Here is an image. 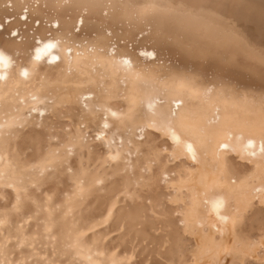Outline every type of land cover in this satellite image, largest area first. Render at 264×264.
Segmentation results:
<instances>
[{
	"label": "bare ground",
	"instance_id": "1",
	"mask_svg": "<svg viewBox=\"0 0 264 264\" xmlns=\"http://www.w3.org/2000/svg\"><path fill=\"white\" fill-rule=\"evenodd\" d=\"M168 1L170 2L169 5L176 6L181 0ZM23 2L33 6L30 7L26 20L21 18L23 15L22 0H0V24L4 25L3 28H0V49H3L14 61L18 60L17 64L15 63L13 67L7 70L8 79L2 89V92L7 95L0 99V104L7 107L10 103L18 100V97L15 96L17 86L21 94L24 95L28 92H35L41 97L51 94L49 99L54 96L58 105L55 110L56 116L46 115L43 125L54 123L60 113L69 114L75 117L76 120H79L81 114H83L85 128L76 127V121H65L62 125L67 124L69 126L72 124V134L87 133V144L78 143L77 149L88 147L91 142L95 145L103 144L107 148L108 142L114 141L112 149L115 151L119 147L121 133L126 137L127 132L124 129V125L119 121H116L115 125H113L115 118L110 116H108L109 127L115 129L116 135L111 133L112 131L108 133V129L105 131L103 117L106 114L103 105H112L120 108L122 112L127 114L125 123L139 124L141 121L150 122L153 117L147 113L145 101L147 96L151 94V86L140 85L132 73L126 72L122 68L117 70L109 63L112 59L111 56H98L96 52L93 53L88 50L90 45H96L100 36L104 35L103 31L99 29V25L93 23L91 17L84 25V30L88 34L86 36L90 39V43L84 49H79L82 55L76 56L75 52L73 53V64L71 63V66L75 67L76 71L69 73L67 60L57 62L56 66L50 67L48 59L43 58L37 62L40 65L39 71L28 79H24L20 76L19 69L22 64L31 67L30 57L34 55L32 49L36 46L35 38L51 36L67 43L66 31L72 21L66 18V13L45 10L43 8L44 0H39V9L35 8L36 0H23ZM161 2L162 0H154L150 1L148 5H164ZM217 2L220 7L218 11L215 10L214 21L218 23L220 29L219 41L227 52L226 56H239L240 59H244L241 41L259 48L262 40H264V18L261 16V0H218ZM111 3L119 5V0H111ZM178 11L175 8L171 12L158 9L157 12L160 17L158 22L170 26L184 37L185 43L196 47L200 44L199 39H201L202 33L199 21L202 20L203 14L205 17L208 15L207 9L187 16H182ZM209 13H212V11ZM37 19L40 20L39 24L36 23ZM56 19H59L61 27L56 26ZM11 31H17L18 35L11 37ZM93 33L96 34L94 35ZM112 38V43L116 45L117 49V59L127 55L138 69L143 70L146 66L151 67L150 71L144 73L145 76L158 80L162 75L170 76L171 73H182V71L169 66L168 63L164 65L171 68V73L161 71L158 65H151V57L142 55L143 51H152L158 45L151 35L140 36L139 33H134L125 27L123 32L116 29V35ZM142 44L144 46L141 50ZM172 52L173 54L164 55L165 59L169 62L168 58L170 57V61L182 63L177 60L178 56L184 57L181 50L173 49ZM54 54L57 53L54 52ZM41 55L44 56V53L42 52ZM206 61L208 60L206 59ZM208 65L213 66L216 71L205 73L206 80L203 83L204 85L201 87L199 82H197L195 85L196 92L181 88L178 81L173 82L171 80H167L166 84H158V87L164 88L167 86L169 95H179L184 100V107L181 109L182 113H187L191 110L197 115L203 113L210 120H214L213 105H217L220 108L221 117L231 118L230 120H223L222 123H231L233 127H237L246 118V110L251 103L250 99L244 95L246 89L242 86H231L228 88L220 86L212 91L210 100L207 99L201 94L202 90L206 88V84L218 85L231 77V73L228 71L229 65L225 62L216 63L215 65L209 62ZM45 72L48 73L49 78L42 80L41 76ZM81 84L83 88L77 87V85ZM84 89H89L93 92L94 98L89 97L85 100L84 97L87 96V92ZM222 89H227L223 96L220 95ZM117 97L123 98L117 99ZM162 98L165 100L164 107L166 108L167 97ZM86 103L89 105L88 110L84 108ZM155 119H159V117L157 116ZM38 123H40V119L37 114H33L32 117L28 118L22 137L25 138L34 134L37 131L36 125ZM210 127H214V125H210ZM118 128L119 131H117ZM88 130H90V133H88ZM97 134L101 135L99 142L96 140ZM145 134L147 138H162L163 145L168 147L169 151L173 152V150H176L178 155L183 156L180 161L174 159L179 175L171 181L178 184L175 198H187V206L180 211L178 217L175 215L170 216L166 224H159L147 218L144 219L147 210L138 204H126L127 207L120 209L114 207L112 212L113 217H116L114 225L125 224V235L134 238L130 249L123 246L122 240L113 239L111 237L112 229L108 226L105 228L101 227V221H80L78 226L81 228L87 226L95 228V231L89 234L88 241L95 242L98 249L105 252L101 259L105 261V264H111L113 260L117 261V264H246L247 260L243 262L237 260L244 257L243 254L250 246L248 239L254 233L252 229H249L248 224L253 214L252 211H249L250 207L252 206L253 208L255 204L253 202L249 203V201H252L253 195L256 194L247 189L249 185L259 183L261 170L257 169L256 164L239 162V165L249 172L246 171L242 175H234L232 173L231 165H233V161L242 159L238 154L242 150V145L238 141L232 140L231 143L236 150H233L232 147L228 150L234 153L220 150L218 154L217 140L224 139V135L216 137L195 135L192 138L195 140L197 148V157L199 159V163H197L190 156L181 153L171 138L166 137L163 131L146 127ZM164 136L166 139H164ZM115 138L118 139L116 140ZM147 138L143 142H138L141 148V155H134L130 160L135 174L140 178L141 184L151 187L153 185L152 172L154 168L153 163H149V161L156 163V159L151 157L149 152H146L145 144L147 143ZM155 149L157 150L158 148ZM97 150L102 154V158L99 159L100 164L107 163L113 166L116 169L115 172L121 176L126 177L128 175V171H124L126 165L124 158L119 161H108V151ZM13 156V162L19 168L20 159H17L16 155ZM222 157L227 158V167H224ZM145 166L150 167L151 171H141ZM219 173L221 174L220 176ZM251 173L259 175L254 180L248 182L245 180L242 182L243 184L238 183L247 179L248 176L252 175ZM100 180L104 181L100 187L105 189L109 186L108 184L106 185L104 177H101ZM233 180L235 183H233ZM113 188L114 184H111L108 192ZM221 197L225 200L226 206L219 209L218 215L211 202ZM206 205L210 207L208 212L205 209ZM229 207H232V209ZM238 207L241 209L239 212L236 211ZM245 207H247V210H245ZM86 211L94 216L98 209L94 203H91L87 206ZM28 215L32 216L30 221L27 220ZM48 215V213H38L27 209L19 214H11L14 223H18L22 219L25 221V231L29 234L37 231L38 227L43 232V221L48 218ZM221 215H227L230 219L223 221L220 219ZM53 216L57 220L58 227L65 230L71 228L72 217L71 219H61V215L55 212H53ZM202 222L208 225L206 224L207 226L203 227L201 226ZM138 224L141 226L137 227ZM221 228L224 229L222 233L220 231ZM9 231L15 234L14 227L9 229ZM153 232L156 233V236H154ZM104 237H108V239L105 240ZM142 241H147L146 246ZM24 251L27 254L28 249ZM44 251H49V249H44ZM16 258H19V250Z\"/></svg>",
	"mask_w": 264,
	"mask_h": 264
},
{
	"label": "snow or ice",
	"instance_id": "2",
	"mask_svg": "<svg viewBox=\"0 0 264 264\" xmlns=\"http://www.w3.org/2000/svg\"><path fill=\"white\" fill-rule=\"evenodd\" d=\"M30 7L33 6L24 3L22 0V19L26 20L28 18ZM35 8H40L39 0H36ZM43 8L66 13V18L72 21L66 31V37L70 42L64 43L61 39H54L51 36L47 38L36 37V46L32 49L34 55L30 57L31 67L22 64L19 69V74L24 79H28L39 71L40 65L37 62L43 58H47L49 66L54 67L57 62L64 60H67L69 65H71L74 52L76 56L82 55L79 49L83 45L89 44V40L86 35L82 36L81 33L90 17L93 19V23L99 25V29L108 37L115 36L116 29L123 32L125 27L134 33H139L140 36L151 35L158 43L159 48L158 50L143 51L142 55L144 56L156 60L159 59L162 53L170 54L173 49H180L191 65L182 73H171V68L164 65L163 60H159L158 67L160 70L169 72L171 75H162L158 80L153 79L144 75L146 71L151 70L150 66L140 70L127 55L117 59L116 45L111 43V41L109 42L107 55L112 57L109 63L117 70L122 68L124 71L132 73L140 85L151 86L152 91L146 98L145 107L147 113L151 114L153 119L150 122L141 121L139 124L125 123L127 114L122 112L120 108L112 105H103L106 114L103 117L104 127H109L108 116H110L115 118L113 125H115L116 121H119L124 125V129L127 132L126 137L121 133L120 144L115 151L112 149L114 141L108 142V161H119L124 158L126 162L124 171L131 170L134 174L135 170L132 167L130 158L134 155H141V148L138 142L146 140V127L163 131L166 137L171 138L181 153L190 156L197 163H199L197 148L192 137L195 135H211L212 137L224 135V139L217 140L218 154L220 150L227 151L230 147L236 150L231 141H238L242 145V150L238 153L241 158L248 164H256L257 169L261 170L260 187L257 188L255 184H251L247 190L259 193V195H253L252 201L260 200L261 206L264 208V40H262L259 48L241 41L244 59H240L239 56L223 57L224 62L229 65L228 71L231 73V78L237 80V84L234 87L242 86L246 89L244 95L251 101L242 124L233 127L231 123H222L223 120H230L231 118L221 117L219 106L213 105L214 120H210L203 113L197 115L191 110L187 113H182L181 109L184 107V100L179 95H169L167 86L164 88L158 87V84H166L167 80H171L173 82L178 81L181 88L196 92L195 85L200 79L197 72L216 71L211 65L196 66L193 63L194 61L206 58L204 51L185 43L182 35L178 34L170 26L158 22L160 18L157 12L158 9L171 12L174 8H183V5L136 6L131 4L113 5L111 0H44ZM149 16L152 19H149ZM261 16L264 18V0H261ZM36 23L39 24L40 20L37 19ZM55 24L57 27H61L59 19L55 20ZM3 27L4 25L0 24V28ZM93 34L95 35L96 33ZM17 35V31H11L10 33L11 37ZM88 50L93 53L97 51L95 45H90ZM100 51L104 52L105 49H100ZM42 52L44 56L41 55ZM54 52L57 54H54ZM14 65L15 61L13 58L3 49H0V82H3L0 83V99L7 95L2 92V89L8 79L7 70ZM68 71H72L70 66ZM48 78L47 72L41 76L42 80H47ZM89 83L91 82L89 81ZM77 87L83 88V85H77ZM84 91L87 92V96L84 97L85 100L89 97L94 98V93L89 89H84ZM212 91L211 87H206L201 94L210 100ZM226 91L227 89H222L220 95L223 96ZM49 95L51 94L41 97L35 92H28L24 95L21 94L17 86L15 96L18 97V100L10 103L7 107L0 104V190L10 189L15 193V203L11 205V208L0 209V264H105V261L101 259L105 252L98 249L95 242L88 241L89 234L94 232L95 228L92 226L79 227L80 221L74 215L75 209L72 207L71 201L74 197L83 199L84 182L80 179L74 181L76 188L74 192L64 193L67 198L65 203L54 206L62 212L61 219L69 215L73 217L70 229L65 230L58 227L57 220L53 216L51 203L53 197L47 193H45V210L49 215L43 221V232L38 227L37 231L29 234L25 231V221L23 219L18 223H14L12 220V213L19 214L22 211L23 193L28 192L29 186L37 189L40 187L31 176L17 171L12 155L15 154L16 158L20 159L26 156L28 152L39 148V160L30 162L28 170L37 171L41 177H45L47 174L48 180L56 184L62 178L59 171L60 168H64L69 175L73 174L74 170L69 158L75 154L78 143L87 144L88 142L87 133L72 134V124L67 128L62 126L64 121H76V127L85 128L83 114H81L79 120H76L75 117L69 114L60 113L56 121L49 125L51 130L46 131L47 140L45 142L38 144L33 140L30 142L31 146L26 144L22 150V133L26 129L28 118L32 117L33 114H37L40 123L36 127L40 128L43 127L46 115L56 116L57 101L54 96L49 99ZM162 97H167L166 108L164 107L165 100ZM121 98L123 97H117V99ZM84 108L88 110L89 105L86 103ZM157 116L159 119H155ZM210 125H214V127H210ZM57 126H60L59 132L57 131ZM117 131H119V128ZM61 133H67L68 135L62 136ZM100 139L101 135L97 134L96 140ZM13 141L16 143V148L9 152L8 148H11ZM104 148L103 144L88 145V151L97 149L103 151ZM83 150L81 148V151ZM62 151L65 154L64 158H61L60 155ZM164 151L166 152L167 148H164ZM173 159L180 161L183 156L178 155L177 151L173 150L169 162L171 163ZM222 159L224 167H227V158L222 157ZM149 163H154V161H149ZM141 171H151V168L145 166ZM252 179L254 177H248V180ZM26 181L28 182L27 184ZM96 183L103 185L104 181L97 180ZM136 183L139 184V180ZM233 183H235L234 180ZM29 199L37 208L41 207L38 200L32 197H29ZM252 201H249V203ZM146 203L151 205L152 200L147 199ZM211 203L217 210L218 215L219 209L226 206L222 197ZM114 207L115 205L108 209V215L104 218L105 223L111 219ZM245 210H247V207H245ZM236 211L239 212L241 209L238 207ZM153 215H155V212H153ZM31 219L32 216L28 215L27 220L30 221ZM220 219L227 221L230 218L227 215H221ZM13 227L15 228V234L9 231ZM125 227V224L119 225L118 232L123 233ZM223 230V228L220 229L221 233ZM104 239L107 240L108 237H104ZM25 249H28L27 254H25ZM44 249H49V251H44ZM18 250L19 258H16ZM111 264H117V261L113 260Z\"/></svg>",
	"mask_w": 264,
	"mask_h": 264
},
{
	"label": "rangeland",
	"instance_id": "3",
	"mask_svg": "<svg viewBox=\"0 0 264 264\" xmlns=\"http://www.w3.org/2000/svg\"><path fill=\"white\" fill-rule=\"evenodd\" d=\"M150 1H154V0H119V5L131 4L136 6H143V4L148 5ZM217 1L218 0H181L179 3H177V5H183V8H175L176 10H179L178 12H180L179 14H181L182 16H187L194 12L205 11L207 9L208 15L205 17L203 14L202 20L199 21V27L202 30V33L200 36L201 39H199L200 44H198L196 48L204 51V53L206 54V59L208 61H206L205 58L198 59L193 62L196 66L208 65L209 62L212 65H215L216 63L219 64L221 62L224 63L223 57L226 56L227 52L224 50L225 48L222 46L221 42L219 41L220 29L218 27V23L214 21L215 18L214 14L216 13V11H218L220 7V4H218ZM161 4L169 5L170 2L168 0H162ZM210 11H212V13H209ZM149 19H152V17ZM85 32L86 31L83 30L81 35L85 36L87 34ZM88 40L90 43L89 38ZM110 41L111 43L113 42L112 37H108L106 35L100 36L98 42L95 45V47H97L96 54L98 56L107 55V49L109 47ZM69 42L70 41L68 40L67 43ZM142 43H144V41H142ZM87 45H83L81 49H84V47ZM143 46L144 45L142 44L141 50L143 49ZM158 48L159 45H157L154 49L158 50ZM100 49H105V51L101 52ZM171 54H173V52H171ZM164 55L166 56L167 54L162 53L159 59L156 60L151 58L150 61L151 65L157 66L159 64V60H163L164 64L168 63V65L171 66L172 68H175L182 72H184L187 69V67L191 66L189 64L187 57L185 56L184 57L178 56L177 60L181 61L182 63H176L173 60L170 61V57L168 58L169 59L168 62V60L165 59ZM16 62L18 63V60L15 61V63ZM71 68L73 72L74 70L76 71V69H74L75 67L73 68V66H71ZM197 75H199L200 77L198 82L199 85L202 87L204 85L203 84L204 81L206 80V74L197 72ZM236 84H237V80L229 77L228 80H225L218 85L206 84L205 86L211 87L214 90L220 86H224L228 88ZM50 124L51 123H47L46 125H43V127L40 128L36 127L37 131L34 134H31L30 136L23 138L21 140L22 150L24 149L26 144H28V146H31L30 142H32L33 140H35L36 142L39 141V143L45 142L47 140L46 131L51 130L49 128ZM63 127L67 128L68 125L66 124ZM107 129H108V133L112 131L111 133L116 135L114 128L108 127L105 128V131H107ZM57 131L58 132L60 131V126H57ZM88 133H90V130H88ZM61 135L66 136L68 134L61 133ZM164 139H166L165 136ZM92 144L94 143L91 142L90 145ZM53 146L55 145L53 144ZM15 148H16V143L15 141H13L11 144V148H8V151L12 152V150ZM145 148H146V152H149L150 156L156 159L155 161L156 163H153V168H154L152 172L153 185L151 187H146L142 185L140 182V178L138 175L135 174V171L133 174V172L129 170L128 175L124 177L116 173L115 172L116 169L113 166L107 163L100 164L99 159L102 158L101 152H99L98 150L88 151V147H83L84 149L83 151H81V149H77L75 154L69 158L71 166L74 170L73 174L69 175L66 173L64 168H60L59 171L62 178L58 183L53 184L48 180L47 174L45 177H41L37 171L28 170V165L30 162H32L33 160H39L40 157L39 148H36V150L34 151L28 152L26 156L20 158L19 168H17V171L23 172L25 175L31 176L32 179L35 180L40 185V187L39 189H37L29 186L28 192L23 193V200L21 204L22 211L27 209L29 211L47 214L48 212L45 210L46 208L45 193H47L49 195H52L53 197V200L51 202L53 206V212L62 216V212L56 209L54 206L56 204L65 203L67 198L65 197L64 193L74 192L76 190L74 181L80 179L84 182L83 199L74 197L73 200L71 201L72 207L75 209L74 215L76 219L84 222L95 221V220L101 221L102 224L101 227L105 228L106 226H108L112 229L111 237L113 239L115 238L118 240H122L123 246L125 248L130 249L133 245L134 238L128 235L126 236L125 231L123 233L118 232L119 225H114L116 217L115 216L113 217L112 215L111 219L107 223L104 222V218L107 217L108 209L111 206L115 205L116 208L120 209L127 207L126 204L134 203L141 205L147 210L146 217H144V219L147 218L159 224H166L170 216L175 215L178 217L180 211L185 209L187 206V198L185 197L175 198L177 194L176 187H178V184L171 180L175 177H178L179 171L178 168L175 167L174 159L172 160L171 163L169 162V158L172 152L169 151L168 149L166 152L164 151V148H168V147L163 145L162 138L148 137L147 143L145 144ZM155 148L158 149L156 150ZM105 151L107 152V148H104V152ZM13 155L12 157H14ZM60 155L61 158H64L65 156L63 151L61 152ZM191 162H195V161H191ZM239 162L246 164L243 159H239V161L237 160L233 161V165H231V171L234 175H242L246 171H248V170H244L239 165L240 164ZM251 174L252 175L250 176L254 177V179L256 178V176L259 175L253 173ZM220 175L221 174L219 173V176ZM101 177L105 178L106 185L108 184L110 186L111 184H114V188L110 192H108L109 186L104 189L100 187V184L94 183L95 181L100 180ZM138 180H139V184L136 183ZM245 180H247V182L250 181L247 178L242 181H239L238 183L243 184L242 182ZM27 183L28 182L26 181V184ZM255 186L256 187L260 186V184L257 183ZM211 190L213 189L211 188ZM255 195H259V193H256ZM29 197L38 200L40 202L41 207L37 208L36 205H34L31 202ZM147 199L152 200L151 205L146 203ZM252 202L255 205L253 206V208L251 206L249 210L252 211L253 214L248 224V227L249 229H252L254 233L253 235L251 234V236L248 239V241L250 242L249 249L243 254L244 257L237 261L243 262L247 260L246 264H264V248H263L264 247V241H263L264 240V208H262L260 200H255ZM13 203H15L14 191L10 189L0 190V209H4V208L10 209ZM91 203L92 204L94 203V205L97 206L98 209L97 213L94 216H92L91 213H88V211H86L87 206ZM81 205L83 206L82 208ZM229 208L232 209V207ZM205 209L208 212L210 207L209 206L207 207L206 205ZM153 212H155V215H153ZM71 217L72 216L69 215L66 218L71 219ZM201 219L205 220L204 218ZM206 224L207 223L202 222L201 226L206 227L208 225ZM140 226L141 225L138 224L137 227ZM153 234L154 236H156L155 235L156 233L153 232ZM142 243L146 246L147 241L145 242L142 241Z\"/></svg>",
	"mask_w": 264,
	"mask_h": 264
}]
</instances>
